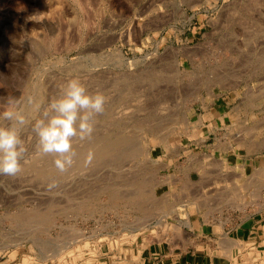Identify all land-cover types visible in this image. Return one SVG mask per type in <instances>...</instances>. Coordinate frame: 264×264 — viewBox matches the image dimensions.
<instances>
[{"label": "rangeland", "instance_id": "374dc122", "mask_svg": "<svg viewBox=\"0 0 264 264\" xmlns=\"http://www.w3.org/2000/svg\"><path fill=\"white\" fill-rule=\"evenodd\" d=\"M51 1L0 0V112L14 98L34 120L72 78L105 110L64 173L23 130L22 171L0 175V264H122L182 221L264 205V0Z\"/></svg>", "mask_w": 264, "mask_h": 264}, {"label": "clouds", "instance_id": "9594fccd", "mask_svg": "<svg viewBox=\"0 0 264 264\" xmlns=\"http://www.w3.org/2000/svg\"><path fill=\"white\" fill-rule=\"evenodd\" d=\"M32 98L28 104H33ZM106 97L102 93H90L78 79L72 78L53 98L39 117L30 120L18 102L9 98L3 112H0V175L15 177L22 171L21 161L26 152L22 132L30 127L37 138V151L53 155V163L64 173L76 163L77 152L74 141L90 139L94 132L95 117L105 110ZM39 109V106H37ZM91 154L87 162H91ZM55 184L49 185L50 188Z\"/></svg>", "mask_w": 264, "mask_h": 264}, {"label": "crops", "instance_id": "0c3cea01", "mask_svg": "<svg viewBox=\"0 0 264 264\" xmlns=\"http://www.w3.org/2000/svg\"><path fill=\"white\" fill-rule=\"evenodd\" d=\"M194 226L185 225L180 237L129 250L122 264H264V205L227 222Z\"/></svg>", "mask_w": 264, "mask_h": 264}, {"label": "bare ground", "instance_id": "6f19581e", "mask_svg": "<svg viewBox=\"0 0 264 264\" xmlns=\"http://www.w3.org/2000/svg\"><path fill=\"white\" fill-rule=\"evenodd\" d=\"M52 1H53V0H52ZM52 1L50 2L51 4H52ZM45 4L48 5V4H49V0H48V3L45 2ZM53 4H54V3H53ZM59 4H60V6H61V3H59ZM46 5H45V6H46ZM49 5H50V4H49ZM54 5H55V4H54ZM54 5H53V7H54ZM57 5H58V3H57ZM46 7H47V6H46ZM48 8H49V7H48ZM50 8H51V6H50ZM65 8H66V7H65ZM50 11H52V9H51ZM58 12H59V11H58ZM54 13H57V12H54ZM51 14L53 15V13H51ZM51 14H50V15H51ZM46 16H47V15H46ZM46 16H45V17H46ZM55 16H56V15H55ZM49 17H50V16H49ZM46 18H47V17H46ZM55 18H56V17H54L52 20H54ZM39 19H40V18H39ZM41 19H42V17H41ZM33 20H34V19H33ZM52 20H51V22H52ZM54 21H55V20H54ZM54 21H53V22H54ZM56 21H57V19H56ZM54 23H55V22H54ZM56 24H58V22H57ZM56 24H55V25H56ZM250 93H251V92H250ZM251 95H252V94H251ZM247 97H249V96H247ZM255 97H256V96H255ZM39 98H40V96H39ZM253 98H254V97H253ZM249 99H250V98H249ZM246 100H247V99H246ZM40 102H41V101H40ZM242 104H244V103H242ZM246 105H247V104H246ZM32 106H33V105H32ZM248 106H249V105H248ZM238 107H239V105H238ZM249 108H250V107H249ZM236 109H237V108H236ZM250 110H251V109H250ZM249 130H250V129H249ZM238 138H239V137H238ZM248 139H249V138H248ZM248 139H247V140H248ZM131 142H132V141H131ZM236 142H237V141H236ZM252 142H253V141H252ZM248 143H249V142H248ZM251 144H252V143H251ZM254 144H255V143H254ZM254 144H252V145H254ZM249 145H250V144H249ZM258 145H259V144H258ZM258 145H257V146H258ZM260 145H261V144H260ZM95 146H96V145H95ZM95 146H94V147H95ZM245 146H246V145H245ZM94 147H93V148H94ZM126 147H127V146H126ZM128 147H129V146H128ZM246 147H247V146H246ZM230 148H231V147H230ZM249 148H251V146H249ZM132 149H133V148H132ZM258 149H259V148H258ZM123 150H124V149H123ZM126 150H128V149H126ZM136 151H137V150H136ZM140 151H141V150H140ZM81 152H82V151H81ZM81 152H79V154H80ZM87 153H88V152H87ZM87 153H86V154H87ZM137 153H138V152H137ZM86 154L84 153V155H86ZM80 155H82V154H80ZM79 158H80V156H79ZM98 159H99V158H98ZM96 160H97V159H95L93 162H95ZM101 161H102V160H101ZM101 161H100V162H101ZM88 163H89V162H88ZM90 163H91V162H90ZM232 174H233V173H232ZM228 176H229V175H228ZM231 176H232V175H231ZM227 179H228V178H227ZM129 181H130V180H129ZM155 185H156V184H155ZM242 187H243V186H242ZM255 188H257V187H255ZM134 189H135V188H134ZM135 190H136V189H135ZM137 190H138V188H137ZM258 190H259V189H258ZM120 191H121V190H120ZM233 191H234V190H233ZM132 192H133V191H132ZM134 192H135V191H134ZM120 193H121V192H120ZM120 193H118V195H119ZM127 193H128V192H127ZM219 193H220V192H219ZM228 193H229V192H228ZM126 195H127V194H126ZM130 195H132V194H130ZM130 195H129V196H130ZM221 195H222V194H221ZM224 195H225V193H224ZM186 196H187V195H186ZM214 196H215V195H214ZM217 196H219V195H217ZM238 196H239V195H238ZM115 197H116V196H115ZM131 197H132V196H131ZM133 197H134V196H133ZM222 197H223V195H222ZM146 199H147V198H146ZM196 199L198 200V198H196ZM203 200H204V199H203ZM231 200H233V199H231ZM111 201H112V200H111ZM116 201H117V200H116ZM116 201H115V202H116ZM262 201H263V200H262ZM142 202H143V201H142ZM204 202H205V201H204ZM208 202H209V201H208ZM258 202H259V201H258ZM117 203H118V202H117ZM135 203H137V202H135ZM186 203H187V202H186ZM232 203L234 204L235 202L232 201ZM247 203H248V202H247ZM105 204H106V203H105ZM119 204H120V203H119ZM227 204H228V203H227ZM110 205H112V204H110ZM131 205H132V204H131ZM200 205H201V204H200ZM228 205H229V204H228ZM234 205H236V204H234ZM262 205H263V204H262ZM133 206H135V205H133ZM180 206H181V205H180ZM180 206H179V208H180ZM184 206H185V205H184ZM237 206H238V205H237ZM110 207H111V206H110ZM135 207H136V206H135ZM181 207H182V206H181ZM240 207H241V206H240ZM244 207H245V206H243V207H241V208H244ZM121 208H123V207H121ZM121 208H120V209H121ZM220 208H221V207H220ZM262 208H263V207H262ZM117 209H118V208H117ZM117 209H116V210H117ZM120 209H119V210H120ZM135 209H136V208H135ZM165 209H166V208H165ZM185 209H186V207H185ZM194 209H195V208H194ZM212 209L214 210V208H212ZM124 210H125V209H124ZM132 210H133V209H132ZM168 210H169V209H168ZM175 210H176V209H175ZM207 210H209V209H207ZM126 211H127V210H126ZM138 211H139V210H138ZM148 211H149V210H148ZM130 212H131V211H130ZM163 212H164V211H163ZM163 212H161V213H163ZM185 212H186V211H185ZM164 213H165V212H164ZM173 214H174V213H173ZM176 214H177V213H176ZM180 214H181V213H180ZM183 214H184V213H182L181 215H183ZM206 214H207V213H206ZM40 215H41V214H40ZM162 215H163V214H162ZM181 215H180V216H181ZM186 215H188V213H187ZM177 217H178V216H177ZM246 217H247V216H246ZM145 218H146V217H145ZM164 218H165V216H164ZM175 218H176V217H175ZM136 219H137V218H136ZM35 220H36V219H35ZM41 220H42V219H41ZM138 220H140V218H139ZM138 220H137L136 222H138ZM145 220H146V219H144V221H145ZM180 220H181V219H180ZM142 221H143V220H142V218H141V222H142ZM157 221H158V220H157ZM181 221H182V220H181ZM45 222H47V220H46ZM141 222H139V223H141ZM158 222H159V221H158ZM25 223H26V222H25ZM41 223H42V222H41ZM41 223H39V224H41ZM121 223H122V222H121ZM160 223H161V225H163V223H165V222H162V221H161ZM183 223H187V224L189 225V221H187V220H185L184 222L182 221V224H183ZM36 224H37V223H36ZM135 224H138V223H135ZM141 224H143V223H141ZM144 224H145V223H144ZM144 224H143V225H144ZM173 224H174V223H173ZM138 225H139V224H138ZM138 225H137V226H138ZM148 225H149V224H148ZM175 225L177 226L176 223H175ZM179 225H180V224H179ZM41 226H42V225H41ZM164 226H165V228H166L168 225H167V226L164 225ZM189 226H190V225H189ZM32 227H33V226H32ZM32 227H31V228H32ZM161 227H163V226H161ZM177 227H178V226H177ZM173 228H174V227H173ZM97 231H98V230H97ZM159 231H160V230H159ZM162 234H163V233H162ZM164 234H165V233H164ZM159 235H160V234H159ZM66 238H67V237H66ZM73 238H74V237H73ZM232 238H233V237H232ZM52 239H53V238H52ZM230 239H231V238H230ZM15 240H16V239H15ZM60 240H61V239H60ZM62 240H63V239H62ZM71 240H72V238L69 239L68 241H71ZM75 240H77V239H75ZM153 240H154V239H153ZM158 240H159V239H158ZM175 240H176V239H175ZM226 240H227V239H226ZM32 241H33V240H32ZM63 241H64V240H63ZM63 241H60V243H62ZM66 241H67V240H66ZM66 241H64V243H66ZM68 241H67V242H68ZM230 241H231V240H230ZM16 242H17V240H16ZM33 242H34V241H33ZM71 242H72V241H71ZM227 242H228V241H227ZM35 243H36V242H35ZM58 243H59V242H58ZM64 243H63V244H64ZM69 243H70V242H69ZM74 243H75V242H74ZM232 243H233V242H232ZM6 244H7V243H6ZM12 244H13V243H12ZM40 244H41V243H40ZM65 245H66V244H65ZM70 245H71V244H70ZM1 246H2V245H1ZM3 246H4V245H3ZM40 246H41V245H40ZM43 246H44V245H43ZM46 246H48V245H46ZM46 246H45V247H46ZM68 246H69V245H67V247H68ZM173 246H174V245H173ZM57 247H58V246H57ZM59 248H60V247H59ZM59 248H58V250H59ZM61 248H62V247H61ZM40 249H42V247H40ZM54 249H55V248H54ZM61 250L64 251L63 249H61ZM41 251H42V250H41ZM51 253H53V252H51ZM44 254H45V253H44ZM44 254H43V256H44ZM48 255H49V254H48ZM56 255H57V254H56ZM229 255H230V254H229ZM45 256H46V254H45ZM57 256H58V255H57ZM31 257H32V256H31ZM44 260H45V259H44ZM62 263H63V255H60V256L58 257V259H57V263H56V264H62Z\"/></svg>", "mask_w": 264, "mask_h": 264}]
</instances>
